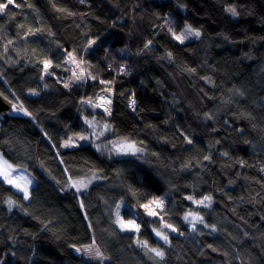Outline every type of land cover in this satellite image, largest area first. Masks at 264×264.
Instances as JSON below:
<instances>
[{
    "label": "trees",
    "instance_id": "obj_1",
    "mask_svg": "<svg viewBox=\"0 0 264 264\" xmlns=\"http://www.w3.org/2000/svg\"><path fill=\"white\" fill-rule=\"evenodd\" d=\"M13 1L0 14V93L29 119L0 122V154L35 183L24 199L0 180V264H264V0ZM185 23L198 40L173 38ZM69 53L88 75L65 87ZM109 89L112 134L143 152L62 149L87 132L84 101ZM93 172L102 181L86 192L65 189ZM190 211L202 217L194 239ZM90 244L102 261L86 260Z\"/></svg>",
    "mask_w": 264,
    "mask_h": 264
},
{
    "label": "rangeland",
    "instance_id": "obj_2",
    "mask_svg": "<svg viewBox=\"0 0 264 264\" xmlns=\"http://www.w3.org/2000/svg\"><path fill=\"white\" fill-rule=\"evenodd\" d=\"M5 2H6V0H5ZM13 4H14V1L10 5H13ZM188 26L189 25L185 23L181 27V29L179 31L175 32V33L177 35L183 33L185 28L188 27ZM194 30H196V29H194ZM199 38H197L195 36H190L187 39H185L183 43L190 42V41H195V40H198ZM177 42H179V41H177ZM63 71L65 72V74H64L65 77H63V81H64L63 83L65 85H68V86L72 85L75 82L84 81V79L88 75L84 63L81 60L76 59L73 56H70L69 54L66 56L65 65H64ZM78 76H82V79H77ZM109 96L110 97L112 96V92L108 91V90H106L104 94H101V95L97 96V98L92 101V104L101 105V106H98V107H93L92 104H86V103H83L81 105V110H80L81 119L84 120V122H85V120L93 121L94 127H90L88 124L85 123V125L87 127V132L81 133V134H77V135H75L73 137L68 138L67 140H64L62 142V144H61V148L62 149L75 148V147L80 146V145L90 144L95 149V151H97L98 154H100L101 156H103L104 158H107V159H109V158L111 159V158H115V157H119V156H133L131 154H129V155H117V154H115L114 151L111 150V142L112 141L121 140V139H116L115 136L112 134L111 130H105L103 128L104 124H106V123L108 124V122L105 120V117L107 116V114L104 112V107H110L111 105L104 104V102L100 98L101 97H109ZM101 131H104V135L103 136H99L98 135ZM93 133H95V134H93ZM79 136H88L89 138H88V140H79V139H77V137H79ZM69 140H71L73 142V144H69L68 146H64L66 144V142H68ZM142 152L143 151L138 152L137 154L142 153ZM0 157H1V160L3 162L6 161L1 156V154H0ZM3 162L0 161V169H4L5 168V165H4ZM7 164H10V163L7 162ZM10 165L12 166L13 169H15V172H13L11 174L12 182L9 183V182L5 181L3 179V177H0V180L3 181L4 183H6L7 185L11 186L15 191H17L20 194H22L23 197H24V192L20 191L19 189L20 188L25 189L28 192V197H29V189L34 185V183H35L34 179L32 178V176L24 168L18 167V166H14L12 164H10ZM90 177H94V178L91 180V183L88 184L86 189L82 188L81 191H77L75 188L70 186L71 181H74V180H85L87 182ZM74 180H69L66 183V185H65V189L66 190L73 189L75 192H77L79 194H82V193L86 192L89 187L93 186L94 184H97V183L101 182L102 178H101V176L98 173L93 172L90 175L86 176L85 178H78V179H74ZM17 186H19V187H17ZM200 201H203V203L198 204V203L194 202V205L195 206H205V205H208V203H209V201H204V199H202ZM117 206H119V207H117L116 210H118L121 207L120 204L117 205ZM186 215L188 216V221L187 222H188V227H189V230H190L189 236L192 239H194L193 232L195 230V226L197 224L201 223L200 220H194V217H200V218H202V217H201L199 211H190V212L186 213L185 216ZM113 216H114V213H113ZM117 219L118 218L116 216V224L118 225L119 228H121L120 224L117 222ZM119 219H120V221H123L124 223L127 222V221H124L121 218H119ZM126 231H130V232H133V233L137 232V231H134V230H126ZM156 231L164 232L161 229L160 230H156ZM156 231H155V236L160 239V237H158L156 235ZM89 246H93L94 248H97L95 244H90V245H87V246H83L82 249H85V248H87ZM85 255L88 257V258H86V260L88 262L97 263L99 261V259L94 258L91 254H86L85 253Z\"/></svg>",
    "mask_w": 264,
    "mask_h": 264
},
{
    "label": "snow or ice",
    "instance_id": "obj_3",
    "mask_svg": "<svg viewBox=\"0 0 264 264\" xmlns=\"http://www.w3.org/2000/svg\"><path fill=\"white\" fill-rule=\"evenodd\" d=\"M83 2V0H82ZM13 3V0H6V2H0V13H3L5 11V9L8 8V6L10 4ZM229 11L231 12V14L233 16H236L237 15V12L234 8L232 9H229ZM171 31V29H170ZM173 34V37L179 41L180 43H183L185 39H187L188 37L190 36H195L197 38L200 37L201 33L198 31V30H194L192 29L190 26L186 27L184 32L177 35L175 32L172 33ZM95 41H90L89 42V47H91L92 44H94ZM151 41H148L147 44H145V48H148L149 45H151ZM69 55L71 56L72 54L69 53ZM169 57H171V53L168 54ZM44 68L47 69L51 63V61H48V60H45L44 62ZM194 71V70H193ZM48 75H50L51 73H46ZM77 79H82V76H78ZM101 83H105V81H101ZM68 85H65V87H67ZM110 91V89L108 90ZM104 104L106 105H111V97H101L100 98ZM84 103L86 104H92V101L91 100H86L84 101ZM135 100H131L130 103H129V107H131L134 111H135ZM93 107H98V106H101V105H97V104H92ZM15 110V108H14ZM104 112L107 114V115H111V110H110V107H104ZM28 113L25 112V115H27ZM85 123L88 124L90 127H94V124H93V121L91 120H85ZM103 128L105 130H111L110 129V125L109 124H104L103 125ZM95 134V133H93ZM99 136H103L104 135V131H101L99 134ZM88 136H79L77 137V139L79 140H88ZM192 141L189 140L188 143H191ZM69 144H73V142L71 140H69L68 142H66V144L64 146H68ZM111 150L115 152V154L117 155H136L138 152H141L142 149L137 147L136 143L135 142H131L129 140H127V138H123L121 140H117V141H112L111 142ZM205 159H209V157H205ZM4 165H5V168L4 169H0V177H3V179L9 183L12 182L11 180V174L13 172H15V169L12 168V166L10 164H7V161H4ZM94 177H90L88 179V181L86 182L85 180H74V181H71V184L70 186L75 188L77 191H81V189H86L88 184L91 183V180L93 179ZM19 187V186H17ZM20 191H23L24 192V199H28V192L23 189V188H20L19 189ZM187 199H192L191 197H187ZM211 200V197H208V196H205L204 197V201H210ZM195 203H203V201H194ZM152 203L156 204L157 207H161L162 204H163V201L162 200H159V201H153ZM9 204H11V201H9ZM83 206V205H82ZM205 206H208V205H205ZM119 207V206H117ZM143 207H145L146 209L149 208V205L145 204L143 205ZM149 215H156V213L154 211H149L148 213ZM117 222L120 224L122 230H134V231H139V228L138 226L133 222V221H127L126 223H124L123 221H120L119 219V212H117ZM185 221H188V216L186 215L184 217ZM194 220H200L202 222V218L200 217H194ZM165 227L167 228H170L171 231H177L176 228H174L172 225H169V224H165ZM155 231V230H154ZM183 234V233H181ZM156 235L158 237H160V239H162L165 243L168 242L169 240V237L166 233L162 232V231H156ZM152 253L155 254V256L157 257H160L161 259H163L164 257V252L159 250L158 248H151L149 249ZM76 251L77 252H80L81 249L80 248H76ZM83 251L86 253V254H91L94 258L96 259H99V260H103L104 257H103V254L100 252V250L98 248H94L93 246H89L85 249H83Z\"/></svg>",
    "mask_w": 264,
    "mask_h": 264
},
{
    "label": "water",
    "instance_id": "obj_4",
    "mask_svg": "<svg viewBox=\"0 0 264 264\" xmlns=\"http://www.w3.org/2000/svg\"><path fill=\"white\" fill-rule=\"evenodd\" d=\"M7 119L27 120L29 119V116L28 114L25 115V111L20 106L8 100L0 93V122H5ZM72 254L75 259L80 260L83 258L81 251L77 252L76 248L72 249Z\"/></svg>",
    "mask_w": 264,
    "mask_h": 264
},
{
    "label": "crops",
    "instance_id": "obj_5",
    "mask_svg": "<svg viewBox=\"0 0 264 264\" xmlns=\"http://www.w3.org/2000/svg\"><path fill=\"white\" fill-rule=\"evenodd\" d=\"M0 161L3 162V161L1 160V157H0ZM3 163H4V162H3Z\"/></svg>",
    "mask_w": 264,
    "mask_h": 264
}]
</instances>
